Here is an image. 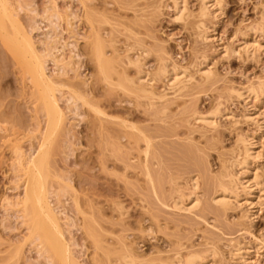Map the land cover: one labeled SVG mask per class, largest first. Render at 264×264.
<instances>
[{
	"label": "rangeland",
	"instance_id": "1",
	"mask_svg": "<svg viewBox=\"0 0 264 264\" xmlns=\"http://www.w3.org/2000/svg\"><path fill=\"white\" fill-rule=\"evenodd\" d=\"M186 1L187 10L179 17L169 0H10L17 19L44 61L46 75L56 84L55 94L63 116L48 160L49 202L78 264H93L91 235L100 239L98 245L102 250L113 248L116 242L124 243L152 264H163L173 260L176 253L188 251L203 254L211 264H241L230 253L238 244L253 242L252 247L259 250L252 249L249 264H264L260 236L264 233V197L251 224L241 218L243 211L223 212L215 205L212 201L215 186L207 185L209 180L220 176L223 165L229 166L235 155L237 133L260 134L263 141L256 166L264 196V129L259 133L253 125L243 123L242 102L227 97L229 88L242 90L264 82V53H255L254 57L232 53L242 34L247 36L253 34L255 27L259 29L264 0H220L221 17L208 14L203 20L198 15L199 0ZM197 15L205 23L207 41L197 37L202 31L200 25L196 27L200 21ZM86 16H94L92 19L98 24L96 27H102L100 34L108 44L115 41L112 48L115 47L122 68L127 67L125 73L131 78L139 70L125 65L129 56L130 60H138L140 52L129 49L127 44H133L134 36L151 50L146 57L139 55L140 70L152 75L166 58L194 76L187 77L189 81L183 82L184 89L181 87L179 92L178 88H166L165 76L154 83L157 93L168 100L166 107L170 109L166 115L158 114L159 104L149 106L147 100H135L105 83L97 81V84L93 64L85 53L90 31ZM130 28L135 35L130 34ZM254 31L258 40L264 42V33ZM111 45L108 56L112 55ZM156 49L167 54L162 56L163 50ZM125 53L128 57H124ZM204 57L213 74L207 83L195 73ZM18 60L0 42V262L1 258L11 257V262L6 263L49 264L38 241L28 238L27 220L11 206L20 193L11 168L14 148L32 154L41 140L40 133L47 129L46 115L37 102L40 96H36L33 83ZM75 92L82 95L83 101L80 95V100L75 99ZM84 101L99 112L96 114V109ZM218 104L222 113L230 112L235 120L218 115V127L209 131L191 119L192 111L208 115ZM147 144L150 148L145 155ZM187 149L196 154L195 159H188L189 153L183 152ZM204 166L206 179L201 177L197 192L199 208L190 213L172 210L171 196L181 192L178 195L187 197L190 194L187 178L196 175L195 167L202 170ZM146 168L154 179L157 195ZM118 204L121 211L114 208ZM116 211L123 214L118 216ZM213 249L216 255L211 259L207 252Z\"/></svg>",
	"mask_w": 264,
	"mask_h": 264
},
{
	"label": "bare ground",
	"instance_id": "2",
	"mask_svg": "<svg viewBox=\"0 0 264 264\" xmlns=\"http://www.w3.org/2000/svg\"><path fill=\"white\" fill-rule=\"evenodd\" d=\"M169 1L172 4L173 10H175L176 16L181 17L183 13L186 12L187 10L186 0H169ZM198 2L199 4H201L199 14H198L200 19L203 20L204 18H206L208 14L209 15L213 14L215 17L219 16V18L221 17L220 15L222 14L221 13L222 6H220L221 5L220 0H199ZM198 15H197V18H198ZM86 17L87 19L85 18V20H87V24H89L90 31L88 34L86 33L88 40L85 43V53H86V56L88 57V60L93 64L96 82L97 81L101 82L103 85L105 83V85H108L110 88H114L123 93H126V95L127 94L131 95L130 97L132 99L133 98L135 100L141 99V101L143 102L144 100H147L148 102L146 101V103H149V106H156V104H159L161 106L160 107L161 109L159 108L160 112L158 114H162L161 116L166 115L168 113V112L166 113V111L170 109V107L169 109L167 108L168 106L166 107L168 100L165 98L164 95L157 93V90L154 89L155 87L154 83L157 81L159 77L165 76L166 79H163V80H166L165 81L166 84L164 83V85H166L167 87L166 86L165 87L167 89L169 88V90L171 89L174 90L178 88L177 90L179 92L182 89L181 87H183L184 89L185 85L183 82L187 84L186 79L188 80L189 77L193 78L194 76H189L188 74L189 72L187 73V70H186L187 68L180 69L173 62L172 64H170L171 62L170 61L168 62L166 58L165 60L164 59L162 60V58H158L159 60H162L163 63L162 61H160V67L157 68L158 70L156 69V72L152 71L153 72V74L151 73L152 75H150V73L147 71H142L145 69L140 70L141 62L139 63V61L141 58H139V55L140 57L146 54L148 55L149 53H151V50L149 49L150 52L148 53L149 50L144 48L145 46L143 45L145 44H142L143 42H141L143 40H139L134 36L133 44L132 42L127 43V44H129L130 46L129 49L135 48L137 51L140 52L139 55L135 53L136 55H138L139 61L137 60V58L130 60L129 59L130 56L128 57L129 55L128 53H127L128 55L125 53L127 56H124V57H128L126 58L128 63H126L125 65L131 66V67L134 66L137 70L139 68V70L137 71L138 73L137 76L134 75L135 77L131 78V76H128L130 74L127 75L125 73L127 67L125 68V70L124 68H122V66L124 67V65H122L123 62H122V59H120V56H118V53L114 51L115 47L112 48L111 44H114L115 41L111 39L112 42L109 43L112 48L111 50L112 55L108 56L107 49L110 48L109 47L110 45L107 43L106 41L107 39H103L102 38L103 36H101L100 34V29L102 30V27L100 26H99L100 28L96 27L98 24L94 21V19H92V17L94 16L92 17L86 16ZM134 17L135 16H133V19ZM202 20L198 22L200 24L197 23L196 25V27L200 25L198 28H201L200 30H202L200 31L197 28L198 31H200V33H197V34H200V35H197V37L200 36L203 40L207 41L208 39L207 30L205 29L206 26ZM258 25L257 27H259V29L256 27L255 28L253 27L254 30L257 29L260 32L264 33V15H262V21ZM253 28L251 30H253ZM131 30L132 32H130ZM254 30H253V34H250V35L248 34L247 36L246 34H242V37H240L239 39L236 38L239 41L237 43L236 50L233 49L232 53L243 52L244 54H246V56L249 55V57H251L255 53H261V52L264 53V42H261L260 40H258V37L256 36L257 31H254ZM129 32L130 34L134 33L133 35L136 34L135 31H133V28H130ZM26 34L27 33H25V30L23 29L22 25L17 19L16 10L13 8L10 0H0V42L3 47L13 52L14 57L16 56V58L20 60L19 64H21V62L23 63L24 65L23 67L25 68L27 74L29 75L30 81H32L31 83H33L34 89H36L35 90V92H37L35 93L36 96L38 94L40 96V98L39 96L38 98L41 99L40 101L42 102V104H40L41 103L40 101H37L39 106H41L40 111L42 110L41 111L42 114L45 113L44 114L46 115L45 119H47V122L45 121V124L47 123L45 125V128L47 129L46 131H43L46 133L43 134L42 132L41 134L39 132L41 136L40 138L41 140L39 141L37 148L34 150L32 154L26 155L23 151H21L20 148L18 147L14 148L13 152L15 154V158L12 161L13 163H11L12 164L11 168L14 169L13 170L14 177L16 178L15 185H16V189L20 190V193L18 194L16 200L13 203H11L12 204L11 206L14 208H17L16 211L20 213L24 219L27 220V225H28V230H29L28 238L38 241V245L43 251L45 258L48 260L49 264H78L71 255L69 245L64 238V235H63L60 223H59V219L57 215L55 214L49 202V185H48L49 180H50V175H49L50 174V171H49L50 163H48L50 161L49 155L53 151L52 150L53 148L51 149V147L52 145L55 144L53 142L57 138L56 134H58L57 131H59V127L62 124V116H63L61 110L59 109L58 101H57L56 94H55L56 84L51 79H49L48 76L46 75L44 61L40 58L33 43L31 42V39ZM129 36H132V35H129ZM131 39L132 38H130V41H132ZM126 40H129V39H127L126 37ZM108 42H110V40ZM161 50L163 49H160V51L159 50L158 51L161 52ZM125 52L127 51L125 50ZM165 54H167V52L163 50V55L162 54L161 55L164 56ZM210 69H209L208 59L204 57L199 62V65L196 68L195 73L200 76L202 82L207 83V82H210V80H212L211 77L213 74ZM193 75L195 74L193 73ZM262 81L257 83V86L254 85L255 87L250 85V87L248 86L247 88L245 89L243 88L242 90H237L233 88L230 89L228 87L229 95H227V97L229 96V97L235 98V100H238V101L240 100V102H242L244 113L241 115V119L243 120V123H247V124L249 123L253 125L256 128V131L258 130L259 133L262 128L264 129V82ZM181 85H184V86H181ZM110 91L107 90L106 92H109V94H111L112 91L111 92ZM75 94L77 93L76 92L74 93V96H76L75 97L76 100H80L82 98V95L79 92L77 95ZM79 95L81 96V98ZM38 98H36V100H38ZM83 99L84 98H82V101ZM85 102L86 101H84V104ZM87 105L89 107L93 106L90 103H87ZM145 105L148 106V104H145ZM218 105L219 106L215 105L216 106L215 109L213 108L214 112L212 111L210 114L204 115V116L199 114L196 111H192L191 119L194 122L200 124L199 127H201L202 129H210L209 131L214 130L218 127V123H217L218 121H216V116L218 115L221 118H228L230 120H235L230 112L226 111L222 113L220 110V104ZM92 109H96V108L93 106ZM94 112L97 114L99 110L96 109L94 110ZM154 117H155V114H154ZM160 119H162V117H160ZM232 123L234 125H237L238 122L233 121ZM139 134L143 135V133L141 132H139ZM253 134L251 133L250 135H248V134H243V133H237L236 138H235L236 140L234 139L235 147H233L234 149L231 148L235 151L234 152L235 155H233L234 157L228 163L229 166L228 167L224 165L222 166L223 171L220 174V176H217L218 178L217 177L214 179L212 178V181H210L207 178L209 180V183L207 185L212 184L213 186H215V189H216L214 192V196L212 198L213 203L217 205L219 208H221L223 212H226L228 210H234V209L243 211V216H241V218L243 217L242 219H247L250 223L253 221L254 217H257L256 216L257 211L259 210L258 213L260 212L261 199L262 197H264L262 195L263 188H261V179H260L261 174L259 172L260 170L258 166H256L258 158H260L259 147L262 146L261 142L263 140L261 139L260 134L258 133H257L258 135H253ZM146 148L147 149L145 151V155H147V153L149 152L148 150L150 147L148 144ZM183 152H185L184 153L185 155H188L187 152L189 153L188 159L191 157L195 159L196 157V156L194 157V155L196 154H193L191 151H188V149ZM230 157H231V154H230ZM196 167L200 168V166H196ZM196 167L195 169L196 170L198 169V172L196 173V175L190 178H187L189 179L188 181L189 187L187 186V189H189L190 194L187 195V197H184L182 195H178V194H182L180 192L177 194V196L175 195V197L171 196V198L173 199L172 200L173 205L171 209L174 211H177L178 213L179 212H189L190 213L193 210L198 209L200 206V199H199L197 192L200 187V179L204 174L205 166L203 169L201 168L202 170H199V168H196ZM146 172H147V177L151 183V188L153 192L155 193V195H157L154 179L152 178L147 168H146ZM208 176L206 175V177ZM205 179L206 178L204 177V181ZM157 200H159L158 196H157ZM75 204H76V207L79 208L78 202H75ZM117 206L119 207H114V208H116L117 211H121L122 209L121 205L118 204ZM117 208H120V209L118 210ZM119 214L121 215L123 213L119 212ZM119 214L118 216H120ZM260 236H262L261 243H262V246L264 247L263 245L264 244V233L262 232ZM91 238L93 240V245H94V253L92 257L93 264H152V263L146 262L147 260L142 259L143 257L141 258L137 256V254H135L134 251L131 250V247L124 243L116 242L113 248L102 250L98 245V243L101 242L100 239H98L95 235H91ZM103 242L104 241H102V243ZM258 244L255 243V246ZM253 245H254L253 242L251 244L247 243L242 246L241 244H238L235 248H233L230 254L234 256L233 258L239 259L241 264H249L251 251L252 249H254L252 247ZM259 247H261V245ZM263 247H261V249ZM254 250L257 252L259 249L258 250L254 249ZM207 253H208L207 256L208 257L210 256L211 259H213L216 255L215 249ZM202 255L198 253H194V252H189V251L186 254H181L178 252L175 254V256H172L173 260L169 259L167 260V262L163 264H211V262L204 255L203 256ZM5 259L3 258L4 260L3 261L1 258L0 264L2 262L4 264H9L12 260L11 257L10 258L7 257ZM6 262H9V263H6Z\"/></svg>",
	"mask_w": 264,
	"mask_h": 264
}]
</instances>
